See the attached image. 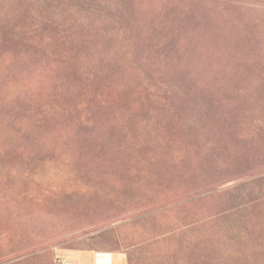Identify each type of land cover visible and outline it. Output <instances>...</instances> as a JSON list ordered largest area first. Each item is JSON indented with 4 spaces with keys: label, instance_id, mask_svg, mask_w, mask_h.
I'll use <instances>...</instances> for the list:
<instances>
[{
    "label": "rangeland",
    "instance_id": "374dc122",
    "mask_svg": "<svg viewBox=\"0 0 264 264\" xmlns=\"http://www.w3.org/2000/svg\"><path fill=\"white\" fill-rule=\"evenodd\" d=\"M76 251L264 264V0H0V264Z\"/></svg>",
    "mask_w": 264,
    "mask_h": 264
},
{
    "label": "crops",
    "instance_id": "0c3cea01",
    "mask_svg": "<svg viewBox=\"0 0 264 264\" xmlns=\"http://www.w3.org/2000/svg\"><path fill=\"white\" fill-rule=\"evenodd\" d=\"M107 251L90 252L85 251L79 253L67 254L66 264H114L115 256L113 253L105 254Z\"/></svg>",
    "mask_w": 264,
    "mask_h": 264
},
{
    "label": "built area",
    "instance_id": "2783aa9c",
    "mask_svg": "<svg viewBox=\"0 0 264 264\" xmlns=\"http://www.w3.org/2000/svg\"><path fill=\"white\" fill-rule=\"evenodd\" d=\"M109 253H111V252H107V253H105V254H109ZM60 260H62L63 261V264H66V260L63 258V259H60Z\"/></svg>",
    "mask_w": 264,
    "mask_h": 264
}]
</instances>
